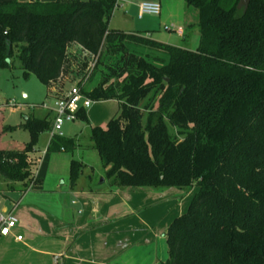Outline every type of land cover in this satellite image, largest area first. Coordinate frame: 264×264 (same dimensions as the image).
I'll list each match as a JSON object with an SVG mask.
<instances>
[{"label": "trees", "instance_id": "trees-1", "mask_svg": "<svg viewBox=\"0 0 264 264\" xmlns=\"http://www.w3.org/2000/svg\"><path fill=\"white\" fill-rule=\"evenodd\" d=\"M184 1L198 11L196 49L109 28L116 0L0 1V69L14 58L23 78L35 76L56 96L86 65L69 48L97 55L82 92L118 103L105 128L90 130L103 179L191 193L168 224L162 264H264V0ZM77 116L86 120V111ZM50 128L47 116L2 128L29 135L0 148L6 189L41 190L50 154L74 150L73 139L56 134L30 175ZM81 167L70 162L72 186Z\"/></svg>", "mask_w": 264, "mask_h": 264}, {"label": "crops", "instance_id": "crops-1", "mask_svg": "<svg viewBox=\"0 0 264 264\" xmlns=\"http://www.w3.org/2000/svg\"><path fill=\"white\" fill-rule=\"evenodd\" d=\"M152 1L160 3V24L169 22L176 28L175 33L179 37L185 39L186 26H197L196 11L190 15L191 21H187L186 13H190V6H183L182 14L166 16V6L162 5V1ZM140 2L135 3L136 12ZM149 36L155 39L151 34ZM197 36L199 38V33ZM158 41L184 47L176 41ZM89 126L91 130L95 125ZM58 134L64 137L62 129ZM73 140L75 148L71 152L79 151L81 137L76 136ZM89 140L86 147L94 151L90 134ZM1 147L15 148L18 145L7 146L0 142ZM35 150L41 155L45 152L36 147ZM59 152L67 151L60 149ZM82 163L90 168L88 183L80 184L77 178L73 186L70 179L69 185H66L63 177L67 174L69 177V165L51 162L50 156L41 190H8L4 182H0V212L16 218L11 233L0 236V264H133L134 248H146L142 244L153 241L156 230H166L172 218L182 213L180 203L184 197L179 198L180 192L173 189L111 187L103 179L101 162ZM97 177L100 180L96 181ZM92 183H95V193L107 194L106 201L95 196H84L79 202L67 200L68 194L75 189L84 192L88 188L91 191ZM98 185L100 188H97ZM9 191L18 193V198H10L7 195ZM189 199L187 196L186 202ZM88 201L91 210L86 218L83 209L89 206ZM17 235H21L22 239L17 240Z\"/></svg>", "mask_w": 264, "mask_h": 264}, {"label": "rangeland", "instance_id": "rangeland-1", "mask_svg": "<svg viewBox=\"0 0 264 264\" xmlns=\"http://www.w3.org/2000/svg\"><path fill=\"white\" fill-rule=\"evenodd\" d=\"M4 1V0H0ZM23 1H33V0H23ZM49 1V0H43ZM138 1H152V0H116L117 5L114 7L110 21L109 28L118 29L124 32L139 31L143 33H149L157 40H169L176 41L180 45L187 47L188 49H196L199 45V38L197 34L199 33L198 24L196 27L185 28V39L179 37L172 25L169 22L160 24V17L158 15H144L141 19H138L137 12L135 8V3ZM158 1V0H156ZM162 5L166 6V16L172 14H182V8L187 4L184 0H161ZM120 5V6H118ZM190 13H186L187 21H191L190 15L193 12L198 11L193 7H188ZM162 10V15H163ZM165 25V26H164ZM159 32V33H158ZM185 43V45H183ZM70 54H77L80 58L87 59V57L82 56L80 48L77 45H72L68 51ZM92 55H88L91 58ZM103 68L98 67V71L90 82L89 88L95 84L101 78V72ZM87 83V82H86ZM84 84V86L86 85ZM69 84H67L64 89L67 90ZM61 92V91H60ZM58 92V94H60ZM53 93H48L47 87L42 84L35 76H30L25 79L22 76V71L16 59L13 58V66L10 68L0 69V142L3 145L21 146L29 140V135L27 132L22 130H16L12 133H1L4 126H18L23 122L24 116H30L35 118H43L47 116L49 119L51 115H47L48 111L41 105L43 103L51 100ZM13 101V105H9L8 102ZM118 103L114 99H108L103 101H91V106L86 110L88 116L86 120L78 117L74 122L65 123L62 127V133L64 138L74 139L76 136L81 137V149L76 152H59L55 151L51 153V162H57L58 164H68L73 160L79 162H100L97 152L90 151L86 145L89 140L90 126H101L106 127L108 119L117 111ZM49 140V132L40 134L36 148L40 152H44ZM38 156L41 153H35L31 155L29 161V173L34 175L36 168L38 166ZM96 174V173H95ZM94 174V175H95ZM91 175L90 168L82 163V167L79 173L78 182L80 184L88 183L87 176ZM64 181L66 185H69V177L64 176ZM100 180V177L96 181ZM61 181V180H60ZM95 181V183H96ZM1 182V180H0ZM95 183L90 185L91 191L86 188L84 192L78 189L73 190L68 194L67 200L71 199L81 201L86 196L87 198L97 197L101 201H106L107 194H98L94 192ZM65 185V186H66ZM86 187V186H85ZM97 188H100L98 185ZM102 188V187H101ZM66 189L69 187L66 186ZM10 198H15L19 196L18 193L7 192ZM191 196V193L187 194L180 203V211L182 213L186 211L187 202L185 198ZM90 201H88L89 204ZM80 207V206H79ZM74 208H77L74 206ZM179 208V207H178ZM91 210V205L83 209L84 217H88ZM181 213V212H180ZM161 228V227H160ZM166 233L167 229L162 231L161 229L155 231V237L150 243L142 244L146 245V248H134L135 255L133 256V264H162V262L167 257V247H166Z\"/></svg>", "mask_w": 264, "mask_h": 264}, {"label": "built area", "instance_id": "built-area-1", "mask_svg": "<svg viewBox=\"0 0 264 264\" xmlns=\"http://www.w3.org/2000/svg\"><path fill=\"white\" fill-rule=\"evenodd\" d=\"M117 3H115V6ZM161 6L159 2L142 1L137 6V17L140 19L144 15H159ZM80 48L82 56L87 57L84 69L76 76L75 80L69 83L67 90L62 88L60 94L50 97L46 103L41 106L51 114V128L49 132L48 145L52 138L60 132L65 123L74 122L81 109L85 111L91 106V99L82 92V87L91 75L97 60V55L91 54L86 49ZM88 55H92L88 58ZM13 105V101L8 102ZM62 149V148H61ZM16 225V218L11 214L0 212V236H7ZM17 240H21L22 236L17 235Z\"/></svg>", "mask_w": 264, "mask_h": 264}]
</instances>
